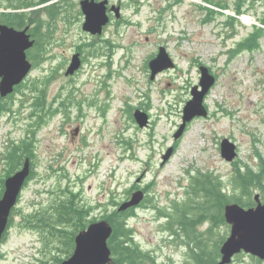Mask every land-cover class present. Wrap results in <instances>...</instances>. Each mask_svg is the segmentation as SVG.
I'll return each mask as SVG.
<instances>
[{
    "label": "rangeland",
    "instance_id": "rangeland-1",
    "mask_svg": "<svg viewBox=\"0 0 264 264\" xmlns=\"http://www.w3.org/2000/svg\"><path fill=\"white\" fill-rule=\"evenodd\" d=\"M135 1L123 12L125 22L110 24L98 37L81 28L80 0H58L57 12L62 14L54 18L44 14L51 5L34 10L44 55L40 67L19 84L20 91L4 97V107L0 102V177L7 144L27 138L34 139V176L11 212L0 264H54L58 240L32 229L25 219L45 209L55 190L66 186L80 192L83 202L97 206L90 215L97 220L105 214L99 204L110 203L111 197L123 202L129 189L134 188L132 194L147 188L128 220L134 240L157 264L187 263L182 236L187 237L175 235V224L168 229L165 215L186 200L194 176L211 173L228 184L229 165L219 149L223 138L234 139L245 157L251 137H264V0L244 1L240 13L251 22L235 11L236 0ZM209 1L220 7L208 3L216 12L207 19L204 7ZM258 28L260 47L230 57L231 49ZM55 32L60 41L51 49ZM77 46H82L84 62L78 73L65 76ZM159 46L175 66L150 80L148 60ZM200 65L217 76L204 100L208 115L191 120L175 140L190 90L199 82ZM51 67L57 73L42 72ZM34 87L44 90L43 108H32ZM62 101L66 111L55 109ZM126 103L134 108L127 109ZM135 107L148 114L150 126H138ZM168 149L170 157L163 162ZM115 208L110 205L106 212ZM208 229L209 222L196 226L197 232H204L198 238L213 249L229 234L228 224L215 226L206 237ZM231 264L258 263L242 255Z\"/></svg>",
    "mask_w": 264,
    "mask_h": 264
},
{
    "label": "trees",
    "instance_id": "trees-1",
    "mask_svg": "<svg viewBox=\"0 0 264 264\" xmlns=\"http://www.w3.org/2000/svg\"><path fill=\"white\" fill-rule=\"evenodd\" d=\"M244 1L245 0H236L237 8L235 11L238 14L241 11L243 12L242 5ZM208 3H211L214 7H220L213 1L207 2L206 4L208 6L205 5L204 7L205 11L208 12L206 14L207 19L216 12L213 8L209 7L211 5ZM261 3L264 2L261 1ZM228 18L230 23L234 21V18L231 16ZM16 24L18 23L16 22ZM261 32L262 28H258L256 31L251 32L246 38L238 42L236 46L231 49L230 57L235 56L236 53L242 51L252 52L258 49L260 47L258 39ZM212 74L214 73L212 72ZM215 77L217 79L216 75ZM19 87L20 85L16 86L14 92H19ZM33 95L32 108L35 106L43 108L46 99L44 90L36 89L34 87ZM3 99L4 98L0 96V102ZM2 105L3 107L5 106L4 103H2ZM62 105H64V101H62L55 109L66 111V107L61 108ZM127 107L131 110L133 106L127 104ZM33 151V138H27L26 140H20L18 142L11 140L9 144H7L5 153L2 157L6 167L3 177H0V197L3 193L5 178L20 169L26 159L34 163V160H32L34 155ZM33 176L34 174H30L27 182L31 180ZM132 189L134 188L127 191V200L130 199V192ZM226 190H229V182L228 184H225L218 176L211 173H201L192 178L186 200L174 205L173 213L165 215V217L169 219V224L167 225L168 229L172 230L171 226L175 224L174 226H176V229L175 231L173 230L175 235L183 233V235L187 237V239H184L182 236V241L184 242L181 243L186 249H188L190 261L183 264H215L220 258L219 250L225 239L220 237V243L215 245V248L213 249L214 245L211 246L205 244V240L198 238V236L203 237L204 232H197L196 226H201L205 222H209L208 233L206 232L205 234L206 237H209L212 235V229L215 226L227 224L224 218V207L225 205L230 204L231 197ZM146 191L147 188L142 192L146 193ZM121 203L122 202L113 200L111 197L110 203L108 202L104 205H98L102 206L105 211V214L101 215L100 219L107 220L112 227V233L108 239V246L112 253V261L110 264H157L155 258L149 252L143 251L139 244L134 240L133 229L128 225V220L135 215V208L131 207L125 211L117 212V207ZM110 205H113L116 208L110 213H107V207ZM96 208L97 206L94 204L92 205L83 202L80 192L70 190L68 186L60 187L58 190H55L54 197L50 204L45 209L27 215L25 222L37 232L43 233L45 231V233L50 234L52 238L58 240L59 245L55 247V252L59 254H54L53 260L54 264H60L72 254L76 234L85 229L89 223L97 220L95 217H90L92 211ZM12 211L14 212V210ZM11 222L12 216L9 219L8 228L11 226ZM6 236L7 231L3 235L2 242L5 240ZM194 237L195 240H192ZM191 241L196 242L195 248L190 247ZM205 242L208 243V241ZM60 253L64 255L63 258L60 256ZM253 259L258 264H263L259 259L254 257ZM41 264L47 263L42 261Z\"/></svg>",
    "mask_w": 264,
    "mask_h": 264
},
{
    "label": "water",
    "instance_id": "water-1",
    "mask_svg": "<svg viewBox=\"0 0 264 264\" xmlns=\"http://www.w3.org/2000/svg\"><path fill=\"white\" fill-rule=\"evenodd\" d=\"M104 2L96 5L83 0L81 7L86 15L82 29L91 34H101L102 28L109 21L106 12L102 11ZM25 30L18 31L13 27L2 25L0 27V96L2 98L14 92L30 69V63L26 60L25 51L32 46ZM79 67L77 54L67 69V75L72 74ZM150 80L168 68L174 67L173 60L166 49L160 46L155 57L148 62ZM200 78L198 85L191 88V99L188 100L182 110V123L174 133V139H178L184 132L186 124L196 116H207L204 106V98L216 82L215 76L208 67H199ZM133 117L139 127L146 126L148 115L136 109ZM222 158L229 162L235 154V145L228 138H223L219 145ZM171 154L168 149L163 155L165 162ZM30 175V161L25 160L22 167L7 176L4 180V189L0 197V245L4 233L7 231L9 218L15 207L20 193ZM143 197L142 191L134 192L130 199L117 207V212L125 211L137 205ZM226 223L231 224V232L220 247V260L217 264H230L233 256L240 251L248 253L264 261V205L256 209L245 210L236 204H227L224 207ZM112 233L110 223L105 219H99L76 234L72 254L60 264H110L112 253L108 246V239Z\"/></svg>",
    "mask_w": 264,
    "mask_h": 264
},
{
    "label": "flooded vegetation",
    "instance_id": "flooded-vegetation-1",
    "mask_svg": "<svg viewBox=\"0 0 264 264\" xmlns=\"http://www.w3.org/2000/svg\"><path fill=\"white\" fill-rule=\"evenodd\" d=\"M57 1L58 0H0V8H2V10H0V27L2 25H5L8 27H13L15 30L18 31L25 30V33L28 35L29 40L33 42L32 46L25 51L26 60L30 63V69L28 70L27 75L25 76L26 78L27 76L29 77L31 76L30 72H32V70H34L38 66L40 67L39 60L40 57H43L44 55V53L42 52L44 43H43V37L41 38L42 34L40 32V26L36 21H34L32 14L35 11L42 12V10L49 5L51 6L47 9L46 12H44V14L48 15L51 18H54L59 13L62 14V12H57L58 8H56L57 5L55 4ZM82 1L83 0H80L79 3L80 6ZM86 1L89 3L93 2L96 5L105 1L102 11L106 12L109 18L108 21L109 24L107 23L105 26H103L101 34L92 35L89 33L91 36L98 37L103 35L105 30L110 27V24L113 23L121 24L125 22L123 18V12L128 10L130 0H86ZM172 1H177V0H172ZM134 4L140 5V1L136 0ZM136 11L138 12V9H136ZM79 12H81L79 21H83L82 22L83 25L86 15L82 7L81 9H79ZM16 22L18 24H16ZM49 30L46 32V34L49 33ZM52 36L54 40V46H52L51 49H54L56 47L55 45L58 44L60 40L57 38V32H55ZM75 54H77L78 56L79 67L76 70H74L72 74L67 75L66 74L67 69L70 66L72 62V58ZM55 58L56 56H54V59ZM83 62H84V56H83L82 46H77L76 51L72 55L71 61L64 72L65 76L78 73ZM42 72L47 73V75H52L53 73L54 74L57 73L56 70L52 69V67L48 72L44 70H42ZM60 73L62 74L63 70H61ZM33 77L35 78L38 76L34 75ZM38 78L40 79V77ZM41 79L46 80L49 78L43 77ZM0 81H1V76H0ZM23 81L24 79L21 82ZM140 106L138 107H140L141 109L144 108L142 107V105ZM138 107L135 108L139 109ZM149 121L147 126H150ZM262 124L264 126V120ZM231 142L235 145V154L232 157V159L228 162L229 165L228 182H229V191H230L229 195L231 197L230 204H236L245 210L256 209L259 205H264V137H258V138L254 136L251 137L245 157L241 156L240 146L236 144L235 140L233 139L231 140ZM33 166L34 163L31 162L30 174H34L32 170ZM231 228L232 225L228 224L229 234L231 232ZM242 255H250V254L240 251L239 253L233 256L232 260ZM254 258L258 259L257 257ZM219 260L220 258L218 259V261ZM218 261L216 263H218ZM260 261L261 263L264 264V261L262 260Z\"/></svg>",
    "mask_w": 264,
    "mask_h": 264
},
{
    "label": "bare ground",
    "instance_id": "bare-ground-1",
    "mask_svg": "<svg viewBox=\"0 0 264 264\" xmlns=\"http://www.w3.org/2000/svg\"><path fill=\"white\" fill-rule=\"evenodd\" d=\"M214 8H216V7H214ZM214 8H213V9H214ZM242 18H243L245 21H247V22L251 20V19H250L248 16H246V15H242ZM250 22H251V21H250ZM149 60H151V58H150ZM148 68H149V67H148ZM149 70H150V69H149ZM12 94H13V93H12ZM9 95H11V94H9ZM7 96H8V95H7ZM7 96H6V97H7ZM196 117H202V116H196ZM205 117H206V116H205ZM194 118H195V117H194ZM194 118H193V119H194ZM193 119H192V120H193ZM7 229H8V227H7Z\"/></svg>",
    "mask_w": 264,
    "mask_h": 264
}]
</instances>
